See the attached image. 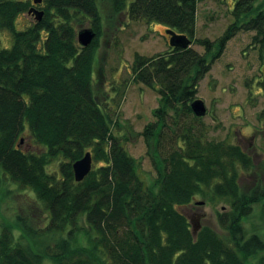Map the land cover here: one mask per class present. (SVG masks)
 Instances as JSON below:
<instances>
[{"label":"trees","instance_id":"trees-1","mask_svg":"<svg viewBox=\"0 0 264 264\" xmlns=\"http://www.w3.org/2000/svg\"><path fill=\"white\" fill-rule=\"evenodd\" d=\"M233 1L234 21L211 40L195 37L198 0H43V18L22 28L18 16L38 3L0 0V31L12 36L10 47L0 43V189L3 173L30 188L48 223L34 227L18 216L17 226L23 236L55 240L38 251L11 224L3 225L0 264H42L46 258L54 264H264V255L257 258L263 237L247 235L244 226L255 205L264 204V180L243 190L240 178L256 163L240 145L208 140L190 122L201 119L192 109L199 82L230 39L254 30L253 43L264 48V0ZM106 9L111 21L123 13L157 20L191 41L154 56L136 54L131 65L132 80L159 94L156 119L142 132L157 173L153 185L141 178L95 93ZM85 22L96 31L87 47L78 41ZM88 151L96 165L77 181L73 163ZM55 161L57 172L48 170ZM198 195L229 203L218 214L225 235L208 225L194 232L182 208ZM81 233L88 244L74 245Z\"/></svg>","mask_w":264,"mask_h":264},{"label":"rangeland","instance_id":"rangeland-1","mask_svg":"<svg viewBox=\"0 0 264 264\" xmlns=\"http://www.w3.org/2000/svg\"><path fill=\"white\" fill-rule=\"evenodd\" d=\"M233 0H198L195 37L216 40L234 21L232 15ZM32 3L33 0H32ZM44 3L36 7L41 9ZM105 28L99 37L97 60L94 69V89L105 111L116 121L114 133L123 137L124 144L138 164V172L145 183L153 185L157 173L148 154V146L142 132L145 126L154 121V109L159 106L158 92L143 83L132 80L131 65L136 54L154 56L170 50L168 26L157 20H133L126 13L114 15L109 20L110 9H106ZM36 18L25 12L18 16L17 26L30 25ZM91 27L85 22L78 30ZM254 30H240L226 44L208 73L199 82L196 99H202L207 113L200 121L193 118L191 123L203 128L208 140H222L250 147L249 155L256 168L240 173L243 190L255 186L264 180V48L253 43ZM0 43L3 47L12 45V36L8 30L0 31ZM200 53L202 45L192 43ZM254 135L251 141L249 138ZM248 137V138H245ZM27 138V137H26ZM26 142L29 148H36L31 138ZM96 162L93 160V167ZM48 170H58V161L48 166ZM4 183L0 189V229L11 224L15 235L21 237L34 249L40 251L47 244H54L52 238L29 237L19 229L18 216L31 221L34 227L48 223L47 211L41 205L36 194L28 187L14 182L7 174H2ZM203 201V204L198 202ZM229 208V203L220 197L196 196L190 205L182 211L190 218L192 226L199 229L208 225L225 235L218 214ZM82 225L87 223L81 219ZM247 235L259 233L264 239V204L259 201L251 214L244 219ZM87 245L88 237L79 234L74 245ZM264 255V250L257 258ZM256 258V259H257ZM256 259H252L256 261ZM42 264H54L45 259ZM255 264V263H253Z\"/></svg>","mask_w":264,"mask_h":264},{"label":"water","instance_id":"water-1","mask_svg":"<svg viewBox=\"0 0 264 264\" xmlns=\"http://www.w3.org/2000/svg\"><path fill=\"white\" fill-rule=\"evenodd\" d=\"M43 0H34L35 3H41ZM29 14H33L36 20H41L44 16V10L37 7H31L28 11ZM166 33L170 36L169 41L173 46H188L190 39L185 34H180L173 29L167 28ZM96 36V31L91 28H82L78 31V41L83 47L89 46ZM192 109L197 116H204L207 113V107L202 99H196L192 102ZM93 168V157L90 151L86 152L80 159L73 163V170L75 179L82 181L91 172ZM203 204L204 202H198ZM194 232L199 230V226H195L193 223Z\"/></svg>","mask_w":264,"mask_h":264},{"label":"flooded vegetation","instance_id":"flooded-vegetation-1","mask_svg":"<svg viewBox=\"0 0 264 264\" xmlns=\"http://www.w3.org/2000/svg\"><path fill=\"white\" fill-rule=\"evenodd\" d=\"M254 137H255V136L252 135L249 139L252 141ZM245 138H248V137H245ZM252 143H253V142H252ZM252 143H249V146H244L243 144H240V146L243 148L244 151H246V152L249 154V152H250V147H251V148L254 147V145H252Z\"/></svg>","mask_w":264,"mask_h":264}]
</instances>
